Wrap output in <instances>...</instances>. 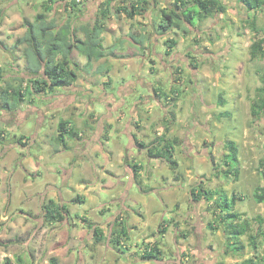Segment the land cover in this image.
Wrapping results in <instances>:
<instances>
[{"label":"crops","instance_id":"0c3cea01","mask_svg":"<svg viewBox=\"0 0 264 264\" xmlns=\"http://www.w3.org/2000/svg\"><path fill=\"white\" fill-rule=\"evenodd\" d=\"M130 1L132 0H115L110 4V15L106 20V28L101 34L103 47L106 52L104 58L108 56L117 57L122 61H127L129 65L132 64L133 61H137L140 71L151 70L156 73L157 68H159L157 66L159 65L158 63L149 65L150 58L162 57L165 60L163 62L164 64L169 60L168 57L171 56L175 57L174 61H168L169 64L165 66L169 67L171 70L170 73L173 72L176 68V45L171 49V54L169 56L167 54L155 56L152 54V51H154L155 44L162 45V42L164 44L167 37H171L168 36L169 32L174 31L173 28L176 27V24H173L163 33H160V31L152 32L151 29L155 24L153 26L150 15L157 8L166 9L167 12H170L171 9L176 8V0H150L148 9L142 11V14L136 13L133 18L128 16L127 12L123 10L124 8L122 9V7H125ZM221 1L225 3L224 0ZM231 1L233 0H227L229 4H226V6H230ZM234 1L237 2L238 0ZM65 2L66 1H63V4H65ZM102 3L96 4L99 6V8L97 7L98 13H101V9L103 8ZM60 9L64 11L63 8ZM226 13L227 11L222 15ZM74 14L75 12H73L71 16ZM201 21H205V19ZM24 27L27 29L25 24ZM2 29L3 27H0V31ZM225 29L227 34L228 29ZM189 30H191V27ZM176 31L177 33L179 32L178 30ZM106 32H110L111 34L114 32H123L124 34L114 36L113 41L109 45H106ZM131 33H134L140 38L144 36L146 38L147 36L149 37L150 46L146 44L143 45L144 50L150 51L149 55L142 56L139 53L142 44L138 42V40H135L134 36L130 35ZM0 40L5 44L6 41H3V38H0ZM8 48L13 51L15 50L12 46H8ZM5 49H7V47ZM168 50H170L169 47H167L166 51ZM99 66V69L103 67V73L107 74H110L113 67L111 63L107 62H102ZM156 79L159 80L158 78ZM131 81L134 80L128 81L127 79L126 83H130ZM121 86L122 85L119 86L120 89H123L125 84L123 87ZM174 86H176V81ZM135 89L136 88L133 90ZM111 92H114L112 88L108 90V93L111 94ZM142 94L143 92L139 94L141 95V104L138 103V105H136L137 101H135L133 110L129 115L121 113L119 109L118 112H115L113 115L114 119H118V122H116V120L112 121L113 118H110V124L126 121V125L128 126L129 121H131V123L139 127L144 126L145 120H148L152 125L153 121L150 120L149 116L152 114L153 106L155 105L154 101L156 99L152 98V100L147 102L148 95ZM55 95H57L56 99L58 101L59 99L62 100L61 96L65 97L67 92L58 90L55 92ZM115 101L116 98L114 97L112 102L115 103ZM120 102L121 105H123L122 103H124V100L122 99ZM158 102H160L159 99L157 100V103ZM166 106L172 108L169 110V114L173 124H170V130L168 131L165 130L167 118L164 120L162 119V127L158 126V131L155 133L157 135L153 134L150 136L142 127L140 128L142 130L131 128V130L128 131H117L115 124H109L108 127L110 128L99 131L97 138L108 140L109 130L113 128L117 133L113 132L114 137H117L119 140H117L115 149H111L109 145H107L109 149L106 150L99 148L101 153H97L96 158H94L92 162L93 167H91L90 170L86 167L84 162L75 163V160H73L71 163H67V161H63L61 158L63 156V151L66 153V151L69 150V148L66 147H64V149L54 150L50 158H47L49 156L40 150L32 152L31 154L29 147L34 144L36 148L39 146L35 138V136L37 137L39 134L36 133L32 141L29 142L32 144L31 146L26 148L19 144L14 145L12 149L14 152H17V159H15V155H11L9 151L6 152L8 153L7 155H11L13 159L11 162L0 166V264H235L249 258H254L255 262H258L262 255H264L263 249H260V246L264 244L263 241L258 239L260 244L258 248H255L250 244V235L255 233L259 227V221H256L258 217L256 218V216H259L261 220L264 219V214H258L250 218V213H245L241 209L246 203L250 205L253 203V200L257 202L254 198V192L257 188L264 186V178L260 174L261 172L257 170V172L252 171L250 173H243L239 149V165L237 166L239 168V173L237 176L233 174H229V176L226 175L224 171H221L222 168L218 166V163L213 162L212 151H208L209 154L205 155L199 152L200 147H197L195 141H193V134L188 138L190 143L185 144V142L181 141L178 133L171 127V125L176 126V104L174 105L172 102L170 105ZM140 107L145 108V116L139 115L138 110ZM133 111H135V113ZM0 112L3 114L4 111L0 110ZM13 112L15 113L17 110ZM173 112L175 119L171 114ZM45 114H39V118L36 122L37 125L34 127L37 133L44 131L46 128L44 123L48 120V117L45 118ZM63 119H65L64 116ZM73 123L75 125V121ZM13 128H15L16 131L19 130L17 125H13L12 128L10 126L7 127L9 130H13ZM125 133L129 138L127 149H124V146L119 142ZM57 135L58 132H54L52 137L55 139ZM146 135L149 137H146ZM163 135L170 141H173L175 138L180 139V142L175 143L172 148L174 159L177 160L176 151L180 152L181 150V152H184L185 150V152H190L186 154V159L193 160L192 158L194 157L196 159L200 158L201 160L202 158H206L210 160L211 167L214 171L219 167L220 173H217V175H221V187L216 188L210 187V185L207 186L205 182L212 183L211 179H208L207 181L203 180L201 183L199 182L191 185L189 192H187L184 182L176 184V178L179 179V177H181L180 175H176L177 173L179 174L178 169L180 162L178 160L176 170V167L171 168L166 161L165 163L164 160L160 158L149 157L146 155L145 151L138 150L137 144L135 143L136 141L143 140L146 143H152L158 140L157 137ZM46 136H43L45 141L48 140ZM84 136L85 139H91L93 143H95V137L93 135ZM51 140L52 138L50 136L47 146L49 147V144H51V147L54 148L56 141L50 142ZM107 142L110 144L112 141L110 140ZM223 145L224 146L219 145L217 147L218 150H222L223 147L224 153L222 161L223 165L228 167L226 164V155L229 149L226 140L223 141ZM131 149H137V151H131ZM111 150L115 152L112 153L113 151ZM134 152H136V154H134ZM1 155L2 158L3 156H7L4 153ZM19 155H22V157ZM1 157L0 164L3 162ZM56 158L58 161L51 163V161ZM103 158H105L106 161H101ZM38 160L41 162L38 163ZM135 163L141 166L139 168L140 170L131 174L130 166ZM14 164L17 167H13ZM199 164L202 165V163ZM228 165H230V163H228ZM124 168H126L127 175H132L130 181L122 180L125 178L121 177L119 170L123 173L125 170ZM168 168L171 169L172 173H167ZM8 170L10 171V176L7 177ZM189 170L190 169H187L188 173L190 172ZM184 171L185 169H183V172ZM60 178L63 183H60ZM261 178L263 179V183ZM181 181H183V179H181ZM133 184L139 186V190L133 189L134 191L128 192L127 185L132 186ZM80 185H84V187ZM202 185H206L207 190H211L213 193L215 192L209 197L210 199L206 197L196 199L193 197L191 189L197 186V189L202 191ZM198 190L196 191L197 193ZM101 192L108 193L109 197H112L115 203H118L117 200L128 192L124 204L128 210V217H125L127 214H122V217L126 220L128 227L136 231L137 238L134 237L133 231H130L131 236L130 239H128L127 246L124 244L125 242L119 244L123 248H118V245L115 247L111 242V240H113L111 234L113 231V221L121 210L113 205H97L99 198H103ZM246 192H250L253 198L245 194ZM152 193H157L156 199L151 197ZM172 195L175 199L170 200V198H167V196ZM176 196L186 198L184 201L189 203L187 211L182 210L181 206L184 202L181 201L180 203L179 200L176 199ZM223 197L234 200L235 204L233 206V211L240 214L238 218L231 219L227 217L224 219L222 217L224 215V208H221L223 206ZM88 198L91 207L82 214L72 208V205L75 206V204H85ZM121 200L122 202L120 204L123 203V199ZM49 201H52L62 211L64 215L63 220H46V212L44 211L43 205L49 203ZM202 203L209 204L211 210L200 211L202 206L200 208L198 206L200 204L202 205ZM257 203L260 205L264 202ZM211 204L213 205L211 206ZM164 207L166 208V212L169 211L172 217V227L164 224V222H159L160 217L164 216L162 212ZM190 208H193L192 211ZM202 208L204 209L205 207ZM96 213L97 216L95 218L92 215ZM183 213L185 215H183ZM153 214L157 215L156 218ZM217 215L218 217L221 216V221L219 222L216 220V218L218 219ZM247 220L250 221L251 226L249 227L250 230L244 234H234L227 229L228 225H238L239 227L240 224ZM20 223L26 224V228H23L22 231L27 232L28 235L31 236L30 238L36 234L45 236L46 240L44 246L40 244L41 241L39 243L40 245L32 244L29 241L20 244V241L13 238L16 234H19L17 225ZM262 225L264 227V224ZM208 227L212 230L215 228V232H212L211 236H208L206 232ZM95 229L102 230L107 239L96 241L94 235ZM7 234H13L14 236L12 235V238L5 237ZM243 236L248 237V242L243 241ZM144 241L151 242L154 245L158 244L161 250L160 259L142 258L144 255V248L141 245ZM168 243L171 245L174 243L176 245L175 251L170 255V259H168L165 254L166 249L169 248ZM242 245L243 248L238 249V247ZM125 247L128 248L124 250ZM248 249H251V251H248ZM113 254H115V260H113ZM105 255L109 257L107 258L108 262L104 260L105 257L103 258Z\"/></svg>","mask_w":264,"mask_h":264},{"label":"rangeland","instance_id":"374dc122","mask_svg":"<svg viewBox=\"0 0 264 264\" xmlns=\"http://www.w3.org/2000/svg\"><path fill=\"white\" fill-rule=\"evenodd\" d=\"M44 1L45 0H0V27H3L0 31V38L6 41L5 44L8 49L0 45V65L3 68V74L5 76L4 79H0V87H4L7 81L17 83L15 78L21 75V72L26 71V58L23 55L24 46H20L14 51L8 48V46H12L16 39L24 34L26 29L23 24L24 19L33 20L37 13L43 11L42 3ZM104 1L105 0H87L84 4L80 5L82 10L80 12L76 10L75 14L72 16L76 21V25L79 26L81 23L88 21L93 22L95 18L100 15L98 13L99 6H97V3H102ZM224 1L225 4H229L227 0ZM62 5L63 1L57 0L55 4L57 10L55 15L59 21L66 18L69 14L68 11L64 12L65 10L62 11L60 9H64ZM227 6L228 10L226 14L222 15L217 13L205 19V21L198 20L196 26L191 27L188 33H185L183 28L180 30L176 27L173 28V32H169L168 36L178 38V43L176 45V68L171 72L172 74L170 73L171 70L169 67L165 66L169 64L168 61H174L175 57L171 56L168 57L169 60L164 64L163 62L165 60L162 57L150 58L149 65H153L154 63H158L159 65L157 66L159 67L157 68V72L154 73L151 70L140 71L137 61H133L132 64L129 65L127 61H122L120 58L113 56L103 58L101 61H94L89 68H86L87 58L77 50H74L72 60L77 62L80 67L78 79L72 87L65 90L67 95L65 97L61 96L62 100L59 99L57 101V95H55L54 92L47 95L42 93V96H38L34 102L26 101L22 103L15 113L7 110H3V114L0 112V129L4 128L6 131V138H3L4 140L0 144V153L7 155L8 153L6 152L9 151L11 155H15V159H17V152H14L12 148L15 144H18V138L24 135L28 137L27 140L30 142L34 135L39 134L37 137L35 136L39 146L36 148L33 142V146L29 143L27 147L31 146L29 147L31 154L32 152L40 150L49 156L47 158L52 157L51 153L54 152V150L64 149V146L58 144H55L54 148L51 147V144H49V147L47 146L50 136L52 138L50 142H54L55 139L52 136L54 132H58L59 117L64 116L65 119H70L73 122L75 121L77 129L82 132V134L80 133L81 137L84 135H93L95 137V143H93L91 139H85V136L84 139L69 138V150L66 151V153L63 151V156L61 158L63 161H67V163H71L73 160H75V163L84 162L86 167L90 170V168L93 167L92 162L94 158H96L97 153H101L100 149H109L107 145L111 146V149H115L117 140H119L117 137H114L113 132L115 131L113 128L109 130L108 140L97 138L99 131L110 128L108 127L110 118H113L112 121L116 120V122H118V119H114L113 115L115 112H118L119 109L121 113L129 115L133 110L135 101H137L136 105L141 102V95H139L141 92H143L142 95H148L147 102L152 100V98L156 99L154 101L155 105L153 106L152 114L149 116L153 124L151 125L148 120H145L144 126L139 127L131 123V121H129V125L127 126L125 120V122L122 123H111L112 125L115 124L117 131H128L131 130V128L142 130L140 129L142 127L150 136L153 134L157 135L155 133L158 131V126L162 127V119L164 120L167 118L171 120L169 110L172 108H169L165 104L166 102L168 103V101L164 102V100H162L163 102L160 101L157 103L159 98L153 87L158 86L165 93L170 94L171 97H174L172 93L174 89L178 91L175 95L176 126L171 125V127L178 133L181 141L185 142V144L190 143L188 138L193 134V141H195L197 147H200L199 152L205 155L209 154L208 151H212L213 162L218 163V166L222 168L221 171H224V168L226 169L227 167L223 165L222 161L224 153L223 147L222 150H218L217 146H224L223 141L225 140L226 142L228 140H235L240 149V161L243 166V173H250L252 171L257 172L258 170L264 178V113L260 116L252 114V100L255 96L256 88L261 85L258 69L264 67V58H251L250 47L256 38V34L249 28L247 23L255 13L245 12L243 5L234 0L230 2V6ZM47 15L51 16L54 15V13H47ZM257 15V27L261 30V34H264V9L258 12ZM150 18L153 22V26L155 24L153 27L154 29L152 28L151 31L155 32L162 30L160 24L165 21L162 10L160 8L155 9L150 15ZM225 28L228 29L227 34ZM176 30L180 31L176 34ZM78 33L79 37L84 38L82 31ZM119 34L122 35L124 33L114 32L111 34L110 32H106L105 44L109 45L113 41L114 36H118ZM130 35L134 36L135 40L141 39L134 33ZM148 39L147 37L146 40L143 39V41H145L146 45L150 46ZM154 47L152 54L155 56L167 54V42H164V44L162 42V45L155 44ZM139 53L142 56H147L150 54V51L144 50L141 45ZM102 62L111 63L113 65V67L111 66L112 70L110 74L103 73V70L101 71L99 69V64ZM193 62H196L197 66L192 65ZM110 76L113 79V83L109 85V87L114 90V92H111L112 95L105 91L107 89L105 82L109 81L108 79ZM127 79L128 81H134H131L133 83H126ZM175 81L176 86H174ZM124 84L125 87L120 89L119 86L122 85L121 87H123ZM134 88L136 89L133 90ZM114 97L116 98L115 103L112 102ZM122 99L124 100V103H122L123 105H121L120 102ZM144 110L145 108L143 107L139 108L138 113L140 116L144 115ZM133 112L135 113V111ZM92 113H94V116H92ZM39 114H45V118L48 117V120L44 123L46 126V133L45 130L37 133L34 128L35 125H37L36 122L39 118ZM13 125H17L19 130L16 131L15 128H13V130L7 129L8 126L12 128ZM43 136H46L48 140L45 141ZM146 137L149 136L146 135ZM110 140L112 142L109 144L107 141ZM119 142L124 146V149H127L129 138L126 133ZM111 151H113L112 153L115 152L114 150ZM131 151H137V149H131ZM176 152V158L180 162L178 169L179 174L177 173L176 175L181 176L179 179L176 178V184L184 182L186 184V191L189 192L191 185L211 179L212 183L205 182L207 186L210 185V187L216 188L221 187V175H217V173H220V170L214 171L211 167L210 160L206 158L200 160V158L196 159L194 157L192 158L193 160H188L185 156L190 152H185V150L184 152H181V150L180 152ZM1 154L0 157L2 156ZM134 154H136V152H134ZM11 155L3 156V158L1 157L3 162H1L0 166L11 162L13 159ZM19 156L22 157V155ZM56 161H58L57 158L52 160L51 163H55ZM101 161L106 160L103 158ZM39 162L41 161L38 160V163ZM199 163H202V165ZM231 164L233 167L239 165L237 162H232ZM15 166L14 164L13 167ZM124 169L123 173L119 170L121 177L125 178L122 180L130 181L132 175H127L126 168ZM183 169H185L184 172ZM187 169H190L189 173ZM130 172L132 174L131 170ZM7 173L6 176H10L9 170ZM167 173H172L170 168L167 169ZM181 179H183V181H181ZM60 183H63L61 178ZM206 185L202 186L207 190ZM80 186L84 187V185ZM127 188L128 192L134 191L133 189L139 190V186L134 184L132 186L127 185ZM127 193L117 200L118 204L115 203L112 197H109L108 193L101 192L103 198H99L97 205L107 204L108 206H117L122 212V210H127L124 206ZM245 194L253 198L250 192H246ZM151 195V197L157 198V193H152ZM167 198H170V200L175 199L173 195L167 196ZM121 199H123L122 204H120L122 202ZM176 199H178L180 203L181 201L184 202L181 207L182 210L187 211L189 203L184 201L186 198L176 196ZM212 205L213 204H211V206ZM201 206L205 208L203 209ZM90 207L89 198L86 200L85 204L79 203L75 204V206L72 205V208L81 214ZM198 207H201L200 211L202 212L211 210L209 204L207 205L205 203H202V205L200 204ZM221 208H225L224 205ZM192 209L190 208L191 211ZM241 210L245 213H250L249 217L252 218L258 214H264V203L259 205L253 200L252 204L249 205V203H246ZM162 212L164 216L160 217L159 222H164V224L172 227V217L169 211L166 212V208L164 207ZM184 213L183 215H185ZM123 214H127L125 217H128V210ZM92 216L96 218L97 213ZM153 216L156 218L157 215L153 214ZM257 217L258 220L256 219V221H259L260 217L256 216V218ZM220 219L221 216H219L218 219L216 218L217 222L221 221ZM17 227L19 234L15 236L13 234H7L5 237L12 238L14 236L13 238L20 241V244L28 241L32 244H39L41 241L40 244L44 246L46 240L45 236L36 234L30 238L31 236L28 235L27 232L22 231L23 228H26L25 223H20ZM235 228H240V226L228 225L227 229L233 230ZM130 231H133L134 237L137 238L136 231L133 229H130ZM206 232L208 236H211V233L215 232V228L212 230L208 227ZM247 239V236H243L244 242H248ZM127 243L128 240L125 241L124 244L127 246ZM172 244L173 245L168 243L169 248L165 251L168 259H170L171 253H173L176 248V245L174 243ZM147 245L152 246L153 244L146 241L142 242L141 246L144 248V251ZM261 246L264 252V245ZM118 248L123 247L118 245ZM127 248L128 247H125L124 250ZM248 251H251V249H248ZM103 258L108 262L107 258L109 257L105 255ZM114 258L115 254H113V260H115Z\"/></svg>","mask_w":264,"mask_h":264},{"label":"trees","instance_id":"16d2710c","mask_svg":"<svg viewBox=\"0 0 264 264\" xmlns=\"http://www.w3.org/2000/svg\"><path fill=\"white\" fill-rule=\"evenodd\" d=\"M66 1L62 6L69 14L63 20H60L55 15L57 0H45L42 3L43 11L37 13L33 20L25 19L24 24L27 27L25 33L18 37L12 45L14 49L24 46L23 55L26 58V71L21 72L15 79L17 83L7 81L4 87H0V110H7L9 112L16 111L20 108L22 103L34 102L38 96H42V93L46 95L49 93H55L58 90L65 91L67 88L72 87L78 79V71L80 70L79 64L72 60V54L74 50L84 55L87 58L86 68H89L94 61H98L106 56L105 49L103 47V40L101 34L106 28V20L109 18L110 4L115 0H105L102 3V9L100 15L95 18L93 22H83L79 26L76 25L75 19L71 16L73 12L82 10L80 5L84 4L87 0H63ZM238 3L242 4L245 8V12H254L252 18L248 20L249 28L256 34V38L251 44L250 54L252 59L264 58V34H261V30L257 27V13L264 9V0H238ZM150 4V0H132L122 9L127 12L128 16L133 18L136 13L142 14V11H146ZM165 21L160 24L162 30L160 33L168 30L173 24H176L177 29H184L185 32H189L190 27H195L198 20H204L210 16L220 13L223 14L227 11L226 4L221 0H176V8L167 12L166 9H161ZM67 12V13H68ZM47 13H54V15L48 16ZM186 28V29H185ZM79 31L83 32L84 38L79 37ZM177 34V31H176ZM148 37V36H147ZM177 37V36H176ZM135 38V37H134ZM144 36L138 42L145 44ZM149 38V37H148ZM146 40V39H145ZM170 50L166 51L167 55L171 54V49L177 45L178 38H168L166 41ZM0 45L6 48L0 40ZM144 47V46H143ZM192 65L197 66L196 62ZM103 67H101V71ZM260 74L261 85L256 88L255 96L252 100V114L260 116L264 113V67L258 69ZM3 68L0 65V79H4ZM109 81L105 82L108 92L109 85L113 83V79L110 76ZM109 87V88H108ZM159 100L163 99L166 105H170L174 102L176 104V89L172 91L174 97L165 93L161 88L153 87ZM160 90V91H159ZM174 100V101H173ZM222 102V100H221ZM175 119L174 112L171 113ZM94 116V113H92ZM172 120H167L165 124V130H170V124ZM80 133L73 121L70 119H63L60 117L58 124V135L56 136V144L68 147V139H82ZM5 131L0 129V143L4 140ZM25 139V140H23ZM28 137L22 135L18 138V144L27 147L29 141ZM157 141L152 143H146L145 141H136L139 150H144L149 157H156L166 161L171 168L178 166V161L173 157V145L180 142L179 138L170 141L165 136L157 137ZM164 143V144H163ZM157 144V145H156ZM227 146L229 149L226 155L227 168L224 170L226 175L233 174L237 176L239 173L238 167L231 166L233 163H238V144L235 140H228ZM230 163V165H228ZM141 166L138 163L130 166L132 173L138 172ZM219 171L220 168L217 167ZM203 187V186H202ZM204 188V187H203ZM198 190L197 186L191 189L193 197L201 199L202 197H209L213 195V191ZM198 190V193L196 192ZM254 198L257 202H264V186L257 188L254 192ZM224 215L225 218L236 219L240 216L239 213L233 211L235 204L234 200L231 201L227 197H223ZM45 210V218L47 221L55 220L61 221L64 219L62 211L52 201L43 205ZM227 208V209H226ZM127 210H122L113 221L112 231V244H123L126 240L130 239V228L126 224V220L122 217L123 213ZM264 219H259L258 228L255 233L250 235V244L255 248L259 247V242L263 241L264 244ZM262 225V226H261ZM238 226V225H236ZM240 228H235L232 231L234 234H244L250 230L251 223L249 220L239 225ZM110 234V236H111ZM96 241H103L107 238L100 229H95L94 232ZM243 245L238 247L242 249ZM260 249L261 246H260ZM161 250L158 244L152 246L147 245L145 247L144 255L145 259H160ZM235 264H264V255L258 262H255L254 258L245 259L242 262Z\"/></svg>","mask_w":264,"mask_h":264}]
</instances>
